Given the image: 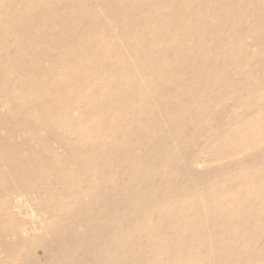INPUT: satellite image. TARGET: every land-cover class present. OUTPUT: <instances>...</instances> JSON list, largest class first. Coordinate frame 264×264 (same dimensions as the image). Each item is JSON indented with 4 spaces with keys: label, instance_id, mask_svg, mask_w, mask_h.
I'll return each mask as SVG.
<instances>
[{
    "label": "rangeland",
    "instance_id": "rangeland-1",
    "mask_svg": "<svg viewBox=\"0 0 264 264\" xmlns=\"http://www.w3.org/2000/svg\"><path fill=\"white\" fill-rule=\"evenodd\" d=\"M143 1L0 0V62L12 66V76L0 82V140L24 120L26 129L35 125L47 135L43 127H51L71 144L85 146L69 135L79 128L94 135L92 144L105 154L112 173L113 193H123L117 208L115 199L107 209L85 195H78L75 204L70 195L81 180L61 178L59 209L54 199L47 205L59 211L56 217L46 209L35 213L37 199L7 216L17 191L3 194L7 205L0 207V233L2 228L7 232L0 234V264H93L87 242L100 234L98 226L108 224L127 245L146 238L159 244L163 236L170 253L184 248L204 264H235L239 255L250 259L251 252L264 260L263 235L245 242L250 251L235 247L238 240L253 237L256 223H264V199L253 191L264 182V145L236 150L237 145L252 147L244 131L256 134L251 123H260L264 110V0H160L159 6L170 11L190 4L191 16L166 34L154 30L151 35L143 27L152 17L148 0ZM62 19L68 22L63 25ZM88 36L99 42L95 64L88 61ZM77 44L78 50L72 48ZM23 59L34 74L42 66H57L56 90L64 89L65 102L75 100L79 108L59 105L45 114L57 94L24 100L21 91L30 88L24 83L33 75L25 78L16 70ZM8 68L0 69V80L4 72L10 74ZM69 69L80 78L71 77ZM79 93L87 100L79 101ZM95 101L117 113L106 127L99 124L98 106H89ZM4 115L13 119L6 121ZM77 203L84 208L82 218L98 219L93 227L69 233V224L75 229L83 223L75 221ZM61 206L67 207L64 212ZM101 208L107 220L99 215ZM75 235L85 238L81 248L73 243Z\"/></svg>",
    "mask_w": 264,
    "mask_h": 264
},
{
    "label": "bare ground",
    "instance_id": "bare-ground-1",
    "mask_svg": "<svg viewBox=\"0 0 264 264\" xmlns=\"http://www.w3.org/2000/svg\"><path fill=\"white\" fill-rule=\"evenodd\" d=\"M144 2L146 1H143V3ZM148 2L149 5L146 6H147V11L151 12L152 14V17H150L149 19L151 23L148 21L149 25L145 26L143 24V27L148 28L150 35L153 34L154 30H156L158 33L161 32L162 34H166L168 33V29H170L172 24L182 25L191 16V13L189 11L190 4H183L182 7L177 8V11H175V9L170 11L168 10L169 8L168 5H164L163 7L159 6L163 4V2H160V0H148ZM126 4H128V2ZM159 13L165 15L161 16L159 15ZM123 20L126 21L127 19H123ZM61 21L63 25H65L68 22L66 19H62ZM156 23L158 24L157 28L155 27ZM140 25L141 22L139 23V26ZM87 40L89 41L88 43L89 45L86 47V49L89 52L88 61H90V64H95L99 60V54H98L99 42L97 38L94 36H88ZM72 48L78 50L79 46L77 44ZM81 48L83 49V47ZM76 62L77 61H74L73 64H75ZM56 67L57 66L50 69L47 66L46 67L42 66L41 69H39L34 74V71L30 70L31 66H29V64L26 62L25 59L21 61L20 65L16 66V70L21 72L23 75H25V78H29L31 75H33V77L30 79V82L27 81L26 83H24L26 84V87H30V88L21 91L22 95L24 96V100L25 99L27 100V98L29 99L33 98L36 101H44L48 99L50 96L57 94V101H55L53 106L49 108L47 111H43L45 114L53 113L59 110L58 108L59 105L62 106L65 105L67 107V110L70 109L71 107L74 106L76 107L77 105L76 104L77 102L75 100H72L68 103L65 102L66 95L64 89L61 88L56 90V88H58L57 84H59L61 80L59 76L56 75V73H53L56 72L55 71L57 69ZM4 68L7 69L8 64L4 62H0V69H4ZM76 71L77 70L71 71L69 69L68 74H70L71 77L74 76L75 78L78 79L80 77H76ZM8 72L10 74L4 72V76L0 80V82L12 76V66ZM77 75H80L81 77L83 76V78H85V76L81 75L80 73H77ZM47 79H49V81ZM48 82L50 83V86L46 85V83ZM22 85L23 84H21V86ZM95 85H96L95 83L93 85L91 83V87H94ZM83 94L84 93H79L78 100L81 102L87 100ZM100 105L101 103L99 101H95L93 105L89 104V106L91 107L98 106L99 120L102 118L104 119V120L102 119V121L98 123L103 125V127H106L108 117L116 115L117 113L113 114L112 112L108 111L110 110L109 108L102 110L100 108ZM113 111L118 112L116 110ZM259 115H261L259 118L260 123L257 122L251 123V129L257 130L256 134L252 135L251 132H248L249 130L244 131L245 133L244 137H246L245 139L252 141L253 143L252 147L250 143L247 145H237L236 150L238 152H245L248 149H254L260 144L264 145L263 144L264 143V110L263 109L261 111V114ZM3 118H5L6 121H8L9 119H13V118H9L8 115H4ZM6 121L4 123H6ZM23 121L20 122L19 124H16L15 127H13L12 129H9L10 131H8L9 133L7 138H4V140L2 139L0 140V207L1 209L2 207H5L7 205V203L2 202L1 200L3 194L5 193L12 194L13 193L12 189H15L17 191L16 193H14L13 197L11 198V202H10L12 203L11 208L7 209V211L5 212L7 216L9 215L12 216L13 213L12 211L17 213L20 212L22 210L24 203L27 204L33 201L32 199H37L38 201H40V205L36 207L35 213H41L46 209L45 212L49 210L50 212H52L50 213L51 216L56 217L55 215H57L59 211L56 213L51 208L47 209L48 208L47 205L51 200L54 199L55 207H57L56 209H59V205H60L58 204L59 181L61 180V178H71L75 180L79 177L78 179L81 180L78 183L77 193L70 195V198L73 200L72 203L75 202L76 204L77 201H75V199L76 197H78V195H85L90 197L91 203H93L95 200L98 199L107 209L109 208L108 201L111 199L116 200V208L120 205L121 201L118 200V197L123 195V193L120 194L119 193L120 191L113 193V189H112L113 187H111V181H110L112 173L106 164L105 154L102 152L100 148L92 144V138L94 135H89V136H87L88 134L84 135L79 128H75L74 129L75 131H72L71 133H69V135L75 137L78 140H84L87 143V145L85 146H80L75 143L71 144L67 139L59 136V131L56 132L52 131L51 127H49V129L46 128V126L43 127L45 131H48L47 135L40 134L39 130H37V128L35 129V125L31 124L30 122L29 123L31 124V126L33 125V127L29 128L30 127L29 126L27 127L28 129H26L25 125L27 123L24 124ZM72 122H73L72 119L68 120L64 127L70 126ZM103 122H105V124H102ZM258 125H260V127H258ZM95 126L96 124L91 125V127L90 126L89 127L94 128ZM16 137H20L19 142L16 141L15 139ZM59 148H61L62 150L61 156L59 155V151H58ZM259 149L260 147H258V150ZM74 170L76 171L74 172ZM263 183L261 184L259 189L257 188L258 190H253V191L258 192L261 195V197L264 199ZM60 200L63 203L64 200L62 199ZM8 207H10V205H8ZM23 208L25 209V207ZM66 208L67 207L65 206L64 207L61 206L62 212H64ZM77 208L79 213L76 216L77 219L75 221H79V222L83 221V223L82 225L76 227L75 229H73L76 226L75 224L74 226L69 224L68 228L71 227L69 233L78 232L79 230H83V229L86 230L88 229V226L93 227L95 221L98 219L97 217H92L85 220L84 218H82L81 215V212L82 210L84 211V208L79 204L77 205ZM260 209H262V212L264 213V206L261 207ZM104 211L105 209L101 208V210L99 211V215L103 217V219L107 220ZM0 219H1V214H0ZM242 222H244V219H242ZM98 228L100 234L97 236V238L94 240H88L87 242V247L90 252L89 253L90 258L93 264H202L203 263V261H201L203 259H201L199 255H189L188 254L189 251L184 248L177 247L176 254L173 255L172 253H170L171 251L168 250V248L171 246L167 243V241H165L163 236L162 239L158 241L159 244H157L155 241L151 240L150 238H146L144 242L135 243L133 245H127L125 243V239L123 238L121 232L116 234L111 232L109 228V224L108 226H106L105 229H103L102 225L101 227L98 226ZM1 230L2 233L0 234H4L7 232V231L5 232L3 228ZM120 230L122 231L121 227ZM23 232H26V229H20L19 233L22 234ZM258 233H260L261 236L256 235ZM262 235L264 237V223H256V228L254 230L253 237H250L249 235L248 236L249 238L246 237L242 240L241 239L238 240L235 243V247H237V249L241 247L242 248L241 250L243 252L250 251V247H249L250 242L248 243L245 242L250 241L252 238L255 241H257L258 238L262 237ZM15 236H18V234L15 233ZM73 238H74L72 239L73 243H77L79 248H81V244L83 245L85 244L84 237L75 235ZM197 239L200 238L197 236ZM6 246H10V243H7L5 247ZM62 246H63V251H65V246L64 245ZM145 249L148 251L144 253ZM62 255L65 256L66 254H62ZM251 255L253 257V262L250 263L248 262L252 257L248 260L244 258V261H246L244 262L240 260L241 258H239L240 256L239 255L238 258L234 260L236 261L235 264H264V260L263 261L258 260L261 258L259 257L260 256L259 253L251 252ZM226 260L228 261L230 259L228 258Z\"/></svg>",
    "mask_w": 264,
    "mask_h": 264
}]
</instances>
